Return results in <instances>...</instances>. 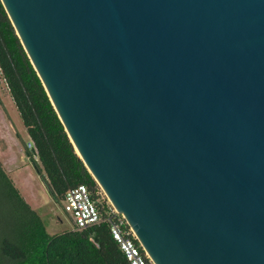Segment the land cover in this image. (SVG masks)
Here are the masks:
<instances>
[{
	"label": "water",
	"instance_id": "obj_1",
	"mask_svg": "<svg viewBox=\"0 0 264 264\" xmlns=\"http://www.w3.org/2000/svg\"><path fill=\"white\" fill-rule=\"evenodd\" d=\"M0 1L154 264H264V0Z\"/></svg>",
	"mask_w": 264,
	"mask_h": 264
},
{
	"label": "trees",
	"instance_id": "obj_2",
	"mask_svg": "<svg viewBox=\"0 0 264 264\" xmlns=\"http://www.w3.org/2000/svg\"><path fill=\"white\" fill-rule=\"evenodd\" d=\"M0 75L38 154L26 155L55 203L85 185L93 199L99 186L79 158L0 1ZM27 148V147H26ZM28 149V148H27ZM0 264H129L107 224L49 234L0 163Z\"/></svg>",
	"mask_w": 264,
	"mask_h": 264
},
{
	"label": "rangeland",
	"instance_id": "obj_3",
	"mask_svg": "<svg viewBox=\"0 0 264 264\" xmlns=\"http://www.w3.org/2000/svg\"><path fill=\"white\" fill-rule=\"evenodd\" d=\"M0 100L4 103V106L9 113L16 116L17 121H15V124L17 122V128L19 129V132H21L20 138H17V136L14 137L16 138L22 152L16 147L12 149L11 153L14 156L12 166L17 168V170L9 175L16 179L19 193L28 204L33 206L37 214L41 217L49 234L53 235L70 230L72 224L69 216L64 212L61 203L57 204L54 202L45 187L43 182L45 174L42 167L39 165V171L35 169L26 155V150H29L26 148L29 139L1 75ZM0 134L2 133L0 132ZM29 152L32 158L31 150H29ZM7 154L8 151L5 148L4 142L0 140V158L4 159ZM22 162H24V166L22 165Z\"/></svg>",
	"mask_w": 264,
	"mask_h": 264
},
{
	"label": "built area",
	"instance_id": "obj_4",
	"mask_svg": "<svg viewBox=\"0 0 264 264\" xmlns=\"http://www.w3.org/2000/svg\"><path fill=\"white\" fill-rule=\"evenodd\" d=\"M26 147L31 150L33 161L39 163L37 151L31 141L27 143ZM96 193L101 196V199H105L104 206L101 205L99 199H93L85 185L69 189L64 194L61 204L71 221V230H84L100 224H107L113 240L129 264H154L121 213L116 215L100 189Z\"/></svg>",
	"mask_w": 264,
	"mask_h": 264
},
{
	"label": "crops",
	"instance_id": "obj_5",
	"mask_svg": "<svg viewBox=\"0 0 264 264\" xmlns=\"http://www.w3.org/2000/svg\"><path fill=\"white\" fill-rule=\"evenodd\" d=\"M15 121H17L16 116H13L12 113H9V111L4 106V103L0 100V132L2 133V134H0V140H2L4 142L5 148L8 151L7 156L5 158L3 157L4 159L0 158V163H1L4 171L6 172V174H8V176L12 180L13 184L17 188L16 179H14L10 176L12 174V172L17 170V168L12 166L13 157H14L11 154L12 149L17 147L19 149V151L22 152V150L19 148L20 146L18 145L16 138L14 137V136H17V138L21 137V135H20L21 132H19V129L17 128V122L15 124ZM28 139H29V137H28ZM22 165L23 166L25 165L24 162H22ZM25 202H26V200H25ZM29 206L32 209H34L32 205L29 204Z\"/></svg>",
	"mask_w": 264,
	"mask_h": 264
}]
</instances>
